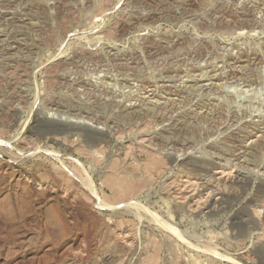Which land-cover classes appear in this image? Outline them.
<instances>
[{"label":"rangeland","instance_id":"1","mask_svg":"<svg viewBox=\"0 0 264 264\" xmlns=\"http://www.w3.org/2000/svg\"><path fill=\"white\" fill-rule=\"evenodd\" d=\"M0 264H264V0H0Z\"/></svg>","mask_w":264,"mask_h":264},{"label":"bare ground","instance_id":"2","mask_svg":"<svg viewBox=\"0 0 264 264\" xmlns=\"http://www.w3.org/2000/svg\"><path fill=\"white\" fill-rule=\"evenodd\" d=\"M87 184V183H86Z\"/></svg>","mask_w":264,"mask_h":264}]
</instances>
